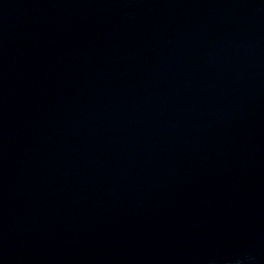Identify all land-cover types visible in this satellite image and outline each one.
Returning <instances> with one entry per match:
<instances>
[{
	"label": "water",
	"instance_id": "obj_1",
	"mask_svg": "<svg viewBox=\"0 0 264 264\" xmlns=\"http://www.w3.org/2000/svg\"><path fill=\"white\" fill-rule=\"evenodd\" d=\"M0 264H264V0H0Z\"/></svg>",
	"mask_w": 264,
	"mask_h": 264
}]
</instances>
